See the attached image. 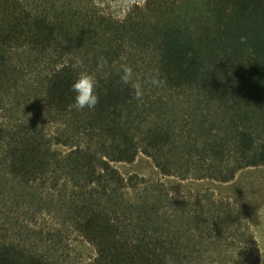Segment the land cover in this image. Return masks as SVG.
Instances as JSON below:
<instances>
[{
    "label": "trees",
    "instance_id": "16d2710c",
    "mask_svg": "<svg viewBox=\"0 0 264 264\" xmlns=\"http://www.w3.org/2000/svg\"><path fill=\"white\" fill-rule=\"evenodd\" d=\"M105 1L0 0V264H260L238 195L264 169V0ZM101 56L99 103L70 107ZM124 64L165 83L137 101Z\"/></svg>",
    "mask_w": 264,
    "mask_h": 264
},
{
    "label": "clouds",
    "instance_id": "9594fccd",
    "mask_svg": "<svg viewBox=\"0 0 264 264\" xmlns=\"http://www.w3.org/2000/svg\"><path fill=\"white\" fill-rule=\"evenodd\" d=\"M247 42L246 36L240 37V43ZM74 69H84V61L80 57L74 58L72 64ZM119 75V81L123 85H126L132 89L133 98L137 101H142L145 95V85H151L154 87H161L165 81L160 77L159 71L149 73L147 76L138 75L134 68L129 64L121 65L117 70ZM97 72L103 73L105 79L111 75V69L108 66V60L101 56L97 61V71L90 72L88 70L78 71L76 80L71 85V90L75 93L74 103L70 106L77 110L94 109L99 103V78ZM257 215L260 219V224L264 225V210H257ZM257 245L258 254L260 258V264H264V244L253 235Z\"/></svg>",
    "mask_w": 264,
    "mask_h": 264
},
{
    "label": "rangeland",
    "instance_id": "374dc122",
    "mask_svg": "<svg viewBox=\"0 0 264 264\" xmlns=\"http://www.w3.org/2000/svg\"><path fill=\"white\" fill-rule=\"evenodd\" d=\"M143 3L144 0H106L104 5L106 10L108 9L117 17L122 18L136 4L141 5ZM120 167L123 170L139 171H147L149 168L145 162L141 161L133 166L120 165ZM245 182H252L253 184L249 191L251 195H238V201L240 205L246 208L253 230L261 244H264V225L260 224V219L257 215L258 209L264 210V169L252 174ZM82 251L85 254H91L92 248L84 246L82 247Z\"/></svg>",
    "mask_w": 264,
    "mask_h": 264
}]
</instances>
